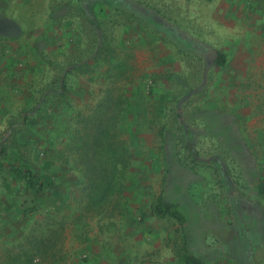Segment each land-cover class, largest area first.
<instances>
[{"label": "rangeland", "instance_id": "1", "mask_svg": "<svg viewBox=\"0 0 264 264\" xmlns=\"http://www.w3.org/2000/svg\"><path fill=\"white\" fill-rule=\"evenodd\" d=\"M37 1L0 0V264H264V0ZM108 123L126 156L67 147Z\"/></svg>", "mask_w": 264, "mask_h": 264}, {"label": "trees", "instance_id": "2", "mask_svg": "<svg viewBox=\"0 0 264 264\" xmlns=\"http://www.w3.org/2000/svg\"><path fill=\"white\" fill-rule=\"evenodd\" d=\"M88 9L89 11L91 10V4H88ZM90 21L94 25V27H96V29L99 28L95 20L92 19ZM196 44L199 46L197 42ZM190 45L193 48L195 47L193 46L194 44H190ZM210 54L214 57L213 58L214 64L219 66L225 65L226 55L222 51L214 50ZM61 88L64 89V82L62 83ZM77 133L71 134L69 136V140L66 142V145L69 148V150H72L84 157L93 158L95 155L98 154L97 148L99 147V145H101L103 149H105L104 146H106V148L110 150L112 156H116L117 158L118 157L122 158L126 156L127 151L125 146L120 144H115L114 141L111 140L112 134L110 133V123L104 125L103 127H98L96 125L91 126L89 129H87L85 136H82L80 134L77 135ZM186 147L189 151L190 156L193 159H196L197 154L192 147V143L189 142L188 140L186 143ZM3 152L4 150L2 146H0V154H2ZM121 163L123 165H117V166L115 165V169H118L119 167V169L126 170L125 162L121 161ZM10 171L16 178L24 179L27 185L29 186V188H31L35 192L42 193L44 191L43 183L40 181V179L35 177V175H33L29 169L27 168L22 169L21 167H18L16 165H11ZM256 191L264 202V179L260 178L257 180ZM153 212L158 217L173 218L180 225H182L184 229H186L185 224L187 223V218L185 214L179 209L178 203L167 201L162 196H160L153 205ZM248 241L250 243L252 242V237L250 235L248 236ZM203 263H204V259L200 254L187 250L183 258V264H203Z\"/></svg>", "mask_w": 264, "mask_h": 264}, {"label": "water", "instance_id": "3", "mask_svg": "<svg viewBox=\"0 0 264 264\" xmlns=\"http://www.w3.org/2000/svg\"><path fill=\"white\" fill-rule=\"evenodd\" d=\"M93 1H95V0H89V1L86 3V5H85V10H86L87 13L90 12L89 9H88V4L92 3ZM113 1H115V2H121V3L125 4V5L128 6V7H129L130 5L133 4V2H131L130 0H113ZM148 15H150V14L148 13ZM164 26H165V28H167L168 30L174 32L177 36H180V33H179V31H178L176 28H174V27H172V26H170V25H168V24H164ZM99 37H100V41H101V34H100V32H99Z\"/></svg>", "mask_w": 264, "mask_h": 264}, {"label": "crops", "instance_id": "4", "mask_svg": "<svg viewBox=\"0 0 264 264\" xmlns=\"http://www.w3.org/2000/svg\"><path fill=\"white\" fill-rule=\"evenodd\" d=\"M39 1H41V0H38L37 2H39ZM45 1H49V0H45ZM95 1H97V0H95ZM95 1H93V2H95ZM92 2V3H93ZM92 3H90L91 4V6H92ZM90 17V16H89ZM4 22V21H3ZM1 36V35H0Z\"/></svg>", "mask_w": 264, "mask_h": 264}]
</instances>
